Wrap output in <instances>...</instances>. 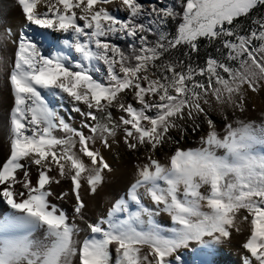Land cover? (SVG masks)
I'll return each mask as SVG.
<instances>
[{
  "label": "snow or ice",
  "instance_id": "obj_1",
  "mask_svg": "<svg viewBox=\"0 0 264 264\" xmlns=\"http://www.w3.org/2000/svg\"><path fill=\"white\" fill-rule=\"evenodd\" d=\"M15 2L19 29L0 16L13 98L0 264H182L181 249L216 250L244 225L241 264H264V124L240 118L264 92V0ZM205 45L217 55L200 63ZM65 97L80 127L52 106ZM190 136L198 147L182 146ZM105 152L143 159L125 194L92 216L85 192L119 179ZM62 181L71 187L58 193ZM69 195L71 217L59 204Z\"/></svg>",
  "mask_w": 264,
  "mask_h": 264
},
{
  "label": "rangeland",
  "instance_id": "obj_2",
  "mask_svg": "<svg viewBox=\"0 0 264 264\" xmlns=\"http://www.w3.org/2000/svg\"><path fill=\"white\" fill-rule=\"evenodd\" d=\"M116 3H118V0H115ZM146 2L149 3H156L157 6H164V5H168L170 4L171 0H146ZM115 4H113L110 7H114ZM115 42V41H114ZM52 50H56V48L52 49ZM45 54H50L49 52H45ZM102 72H105L106 74V70L105 69H101ZM11 92H10V88H9V84L7 81V77H6V73L3 70H0V129L3 128V126L5 125V120L7 117V113L9 108L12 106V101L13 98L11 97ZM130 99V97H129ZM56 101V100H53ZM65 101L68 104V107L71 111L73 105V101H71L70 98H65ZM53 106V105H52ZM115 116H118L119 113L114 112L113 113ZM60 116H63L69 123H71L74 127H80V122L81 120H78L76 117V114L73 113H69V111H65V112H61V114H59ZM217 119H221V117L219 116V113H216ZM69 117H71V119H69ZM241 119H244L246 122H251L254 120V118H260L262 119V121H264V92L260 93V94H249V106H248V110L242 115L240 116ZM203 133H201L202 135ZM58 136H63L64 133L62 132H57ZM199 136H190L187 140L184 141L183 143V147H191V148H195L198 147L197 142H196V138ZM8 154V144H7V140H0V162H3V160L5 159V157ZM162 155V154H161ZM161 155H158V157H160ZM133 158V159H131ZM118 159L120 160V163L125 162V168L127 169L124 173V176L119 178L118 180L111 182V184L109 183V185H107L103 191L100 192L99 195L92 197L89 195V201L92 203V206L95 208L97 207H101L103 208L105 211H107V209H109V205H112L114 202L110 201V197L112 195V193L114 192V190L118 189L120 187V184H123L122 180L123 178H126V176L128 177L130 175V170L133 167L134 164L136 163H140L142 162V156H141V160H137L133 155L128 154V153H124L122 154L121 157H119ZM35 172V169H34ZM127 174V175H126ZM135 177V169H134V176L131 178H128L129 180H127L126 185L128 186L129 183H131L134 180ZM127 179V178H126ZM125 179V180H126ZM113 198V196H112ZM146 204H148V201H145ZM150 205V204H149ZM92 214H95L94 212ZM157 221L164 227V228H170L172 227V222L170 217L166 214V213H160L159 216L156 217ZM228 252L227 251V244L225 243L221 248H218L216 250H213L211 248H207V249H200L198 248V246L195 243H192L189 245L188 248L186 249H181L177 254L181 256V260H182V264H191V261L194 258H203V257H207V259L212 263V264H237V262L235 260H231L229 262L226 263H218L216 260L220 259L222 257H224V253Z\"/></svg>",
  "mask_w": 264,
  "mask_h": 264
},
{
  "label": "bare ground",
  "instance_id": "obj_3",
  "mask_svg": "<svg viewBox=\"0 0 264 264\" xmlns=\"http://www.w3.org/2000/svg\"><path fill=\"white\" fill-rule=\"evenodd\" d=\"M39 10L43 11L44 9L41 7ZM0 16H3L4 18L7 19L8 23L12 26L13 31H16L17 29H19L24 23V18L21 15V10L17 6L15 0H0ZM45 47L47 48L48 46L46 45ZM56 50H64V49H63L62 45H57ZM53 51H55V50H53ZM65 98H67V97H65ZM65 98L61 101H52V105L57 109L59 114H61V112H65V111H69V113H73L72 111H70L68 104L65 101ZM49 99H51V98H49ZM12 103H13V101H12ZM75 114H76L77 119L81 120L80 115L78 113H75ZM251 120L252 119H250V122H251ZM252 122H254L256 125L264 124V121H262V119H260V118H254V120ZM0 140H6L5 125L3 126V128L0 129ZM196 142H197V145L199 146V137L196 138ZM121 151H123V150H121ZM105 156L110 161V163H112L113 165L118 167L119 178L123 177L124 173L127 172L126 171L127 169L125 168V162L120 163L121 159H118L122 155H120L117 158L114 153L110 154L108 152H105ZM157 158L161 159L162 162H166L165 157L163 155H161L160 157H157ZM131 159H133V158H131ZM129 173H130V175L128 177L126 176L127 179L126 178L122 179V180H124L123 184L122 185L120 184V187L118 189L114 190V192L112 193V195L110 197V201L114 202L115 199L119 198V196H123L125 194V190L130 185V183L128 186L126 185L127 180H129L128 178H131L134 176V167L131 168ZM32 178H33V182H35L36 174L34 172V169L32 172ZM70 187H71V185H70L69 181H62V183L59 186H55V190L59 193L60 191H69ZM112 196H113V198H112ZM85 198L88 201L90 199L89 194L87 192H85ZM59 204L71 217L73 214L72 209H73V204H74V199L71 197V195H69V197L66 200L59 201ZM89 204L91 207L90 215L97 216L99 214L106 213V211L101 207H97L94 209V207L92 206V203L90 201H89ZM148 204H150V201H148ZM111 206L112 205H109V207H111ZM7 211H9V209L6 206L0 205V212L6 213ZM93 212L95 214H92ZM249 234H250V229L247 225H244L242 232H240V233L234 232L231 241L226 243L228 252H225L224 257L217 259L216 261L218 263H226V262H229L231 260H235L237 262V264H241V259L245 254V250L243 249L242 244L245 242V240L249 236Z\"/></svg>",
  "mask_w": 264,
  "mask_h": 264
},
{
  "label": "trees",
  "instance_id": "obj_4",
  "mask_svg": "<svg viewBox=\"0 0 264 264\" xmlns=\"http://www.w3.org/2000/svg\"><path fill=\"white\" fill-rule=\"evenodd\" d=\"M174 0H171L170 4L173 3ZM175 29V24H170L169 25V30H174ZM116 43H118V45L125 49V51L129 50V44H130V40H116ZM212 54V55H217V53L215 52V49L213 47H208L205 45V47H202L201 49V55L198 58V62L203 63L204 58L206 57L207 54ZM197 59V58H194ZM191 264H212L207 257H203V258H194L191 261Z\"/></svg>",
  "mask_w": 264,
  "mask_h": 264
}]
</instances>
